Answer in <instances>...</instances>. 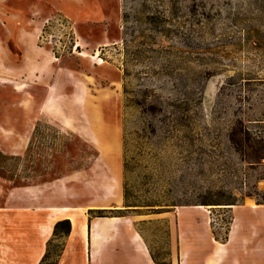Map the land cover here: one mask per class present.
<instances>
[{
    "label": "rangeland",
    "instance_id": "obj_1",
    "mask_svg": "<svg viewBox=\"0 0 264 264\" xmlns=\"http://www.w3.org/2000/svg\"><path fill=\"white\" fill-rule=\"evenodd\" d=\"M0 34V264H179L177 223L195 259L232 223L264 241V0H0Z\"/></svg>",
    "mask_w": 264,
    "mask_h": 264
},
{
    "label": "crops",
    "instance_id": "obj_2",
    "mask_svg": "<svg viewBox=\"0 0 264 264\" xmlns=\"http://www.w3.org/2000/svg\"><path fill=\"white\" fill-rule=\"evenodd\" d=\"M6 40L5 35L0 34V56L8 50ZM248 228V225L244 223H232L222 242L216 240L213 235L207 236L208 252L202 258L195 259L196 254L189 243L192 238L197 239L196 235L193 234L194 231L190 230L189 225L184 223L169 224L170 250L180 260L179 264H182L181 260L183 259H185V264H241L239 262L241 258L245 259L244 264H250L247 259L252 255L253 248L255 246L264 247V241L254 240L252 235L248 234L250 232ZM71 232L72 230L68 237H70ZM260 254L261 256L264 255V251H261ZM136 262L142 264L140 260ZM260 264H264V261H261Z\"/></svg>",
    "mask_w": 264,
    "mask_h": 264
},
{
    "label": "trees",
    "instance_id": "obj_3",
    "mask_svg": "<svg viewBox=\"0 0 264 264\" xmlns=\"http://www.w3.org/2000/svg\"><path fill=\"white\" fill-rule=\"evenodd\" d=\"M123 199H124V206L125 207H144L147 208L146 210H161L160 206L161 205H156V204H150V203H142V204H138L136 202H132L129 201L127 193L124 191V195H123ZM154 206H159V209H154ZM71 231V222L69 219H61L58 220L54 223L53 228H52V237L53 239H65L68 237V235L70 234ZM52 239V240H53ZM51 240L48 241V243ZM61 245H63V243L61 242ZM62 250V249H61ZM61 250H59L60 252L57 254V257L61 254ZM48 252H45L39 262V264H43L47 257H48ZM53 264H56V262H53Z\"/></svg>",
    "mask_w": 264,
    "mask_h": 264
},
{
    "label": "bare ground",
    "instance_id": "obj_4",
    "mask_svg": "<svg viewBox=\"0 0 264 264\" xmlns=\"http://www.w3.org/2000/svg\"><path fill=\"white\" fill-rule=\"evenodd\" d=\"M13 88L17 89V88H18V86H13ZM63 210H65V209H63ZM72 223H73L74 225L76 224V222H75V220H74V219H73ZM86 228H87V227H86Z\"/></svg>",
    "mask_w": 264,
    "mask_h": 264
}]
</instances>
